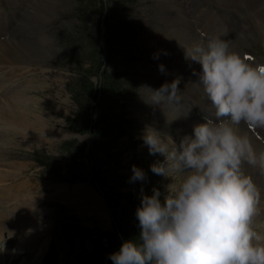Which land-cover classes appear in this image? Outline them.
<instances>
[{"label": "rangeland", "instance_id": "obj_1", "mask_svg": "<svg viewBox=\"0 0 264 264\" xmlns=\"http://www.w3.org/2000/svg\"><path fill=\"white\" fill-rule=\"evenodd\" d=\"M34 1L0 0L12 15L23 4ZM40 2L36 6L42 12H39L41 17L35 16L38 30L20 32V36L33 41L34 33L43 31L53 38L51 42L57 40V46H51L48 40L36 45L49 51L52 59L48 60L42 55L31 58L24 54L23 61H35L32 67L40 64L38 61L49 63V68L46 67L49 72L42 74L39 67L44 64H40L32 72L35 80L33 75L29 78V73L18 74L21 84L28 78L34 80L30 85L36 87L30 91L31 104L35 105L36 116L40 115L46 124L33 125L29 137H16L15 143H21L17 146L9 143L8 146L15 147L2 157L6 164L0 171L12 176L3 180L0 187L13 189L6 192L0 189V199L14 201L16 208L10 215L0 214L2 220L6 219L0 224L11 228L17 236L8 232L1 235L4 240L0 238V264H112L109 254L122 242L138 237L141 229L136 210L142 197L153 193L152 190L147 194L146 189L136 187L133 166L144 173L153 164L165 162L162 154L152 155L149 149L142 150L146 144L139 138L143 131L152 129L134 116V106L141 95L136 96L138 91L155 92V88L149 89L148 82L144 84V73L161 78L162 72L155 73L153 65L142 62L148 57L158 60L154 58L158 55L154 47L145 50L133 47L136 26L131 19L135 16L141 25L144 21L157 20L158 9L153 0H74L71 10L54 13V7L52 11L48 7L60 0ZM210 2L217 4V9L218 5L223 6L218 0H207L200 11L207 6L216 13L208 5ZM197 4L196 0L194 11H198ZM246 6L245 10H258ZM219 11L222 14L223 9ZM257 15L255 12L259 26ZM253 25H249L253 32L234 30L232 36L244 52L252 53L264 63V38L254 21ZM26 70L30 71L29 65ZM5 79L0 77V85ZM65 120H68L66 128ZM39 130L44 136L40 137ZM159 137L166 143L165 137ZM9 138L11 135L0 133L3 153L7 150L5 139ZM175 148L174 144L168 145L169 152ZM134 153L140 156L133 158ZM160 179L163 180L162 175L156 176L152 183L158 186ZM159 188L155 189L160 191ZM22 195L32 197L35 215L24 211L27 206L19 203ZM261 199L263 202L264 195L258 204ZM262 212L254 217L253 224L259 222L258 227L264 223ZM15 213L17 217L22 214L25 217L16 222ZM257 230L254 229L259 235Z\"/></svg>", "mask_w": 264, "mask_h": 264}, {"label": "clouds", "instance_id": "obj_2", "mask_svg": "<svg viewBox=\"0 0 264 264\" xmlns=\"http://www.w3.org/2000/svg\"><path fill=\"white\" fill-rule=\"evenodd\" d=\"M201 35L204 42L184 49L185 58L201 65L199 82L212 114L204 113L193 135L171 152L155 129L145 131L149 153L165 157L151 171L166 177L170 169L188 174L163 203L157 189L142 197L136 210L141 231L109 254L112 264H264V245L254 243L261 238L253 229L260 192L242 169L245 161L264 168V153L257 157L242 134L244 128L264 131V64L249 63L233 51L232 41L223 38L227 30ZM159 70L163 73L164 66ZM161 90L179 100L178 83L155 92ZM144 178L133 166V181Z\"/></svg>", "mask_w": 264, "mask_h": 264}, {"label": "bare ground", "instance_id": "obj_3", "mask_svg": "<svg viewBox=\"0 0 264 264\" xmlns=\"http://www.w3.org/2000/svg\"><path fill=\"white\" fill-rule=\"evenodd\" d=\"M40 1L41 0L36 1L35 4H33L32 6L28 5L26 14L27 15L32 14V11L35 9L36 4L41 3ZM60 1L61 2L58 3H52L51 5H49V7L47 6L49 8V11L50 10L52 11L54 7L55 10L52 12L55 13L61 11L64 13L66 10H71V8L73 7L72 2H74V0H60ZM140 1H144V0H140ZM153 1L156 2L157 9L161 10L160 16L157 19L158 23L160 24V27H157L148 21H144V23H142L141 21L142 23L141 25L137 21L136 17L133 16L131 22L136 26L135 35L133 36L134 37L133 41L135 42V45H133V47L138 46L137 48L141 50H145L149 46L154 47V49L159 46L160 49H162V51L164 49H170L171 50L170 55H174L175 56L174 60L176 59V62H174L173 66L170 67L167 66L166 68H164L165 71H167V73H169L170 75L173 74L180 77V75L185 74L184 66H187L186 63H190L191 61L185 58L184 49H189L192 46H194L196 43H198V41H200L199 31L202 30L199 29L202 27V25L204 26L208 25L210 28L215 29L214 31H217L220 27H223L230 34V30L232 28H236L238 26L239 28H243V21L245 18V15H243V13H245V7H247L246 5L254 6L255 9L256 8L258 9L255 12L258 13L257 15L259 17L258 24L264 35V0H235V1L218 0L220 4L227 7V9L228 8L230 9V10H226L225 15H223L222 18H218L216 16V13L207 6H205V8L201 11L200 10L194 11L192 7L195 6L196 0H153ZM35 13L37 15V11H35ZM48 13L50 14V12ZM1 19L2 18L0 17V22ZM16 20L17 22L13 31L5 28L6 34L10 35V31H12V34L16 35L17 34L16 30L20 31V26H21V30L24 29L25 23L23 24L22 22L23 19L17 18ZM36 30H38V28ZM0 32H4V26H2V24H0ZM42 37L48 41L50 39H53L50 38L49 35H42ZM24 41L25 40L15 41L13 39L10 40L9 38H5V40L0 41V68L6 66V69L8 70L10 69V72H12L13 69H18V66L14 65V63L17 64V62L23 61L24 54L28 56L31 55V58L36 57L37 54V57L42 55L46 60L52 59L51 58L52 55H49L50 53L48 50H42V48L37 47L35 42L32 41L24 42ZM43 44L45 43L43 42ZM48 44L56 47L57 40H55V42L50 41V43ZM26 45H29V47H26ZM236 46H237L236 43H234L233 48H236ZM174 52L179 53V58L177 55L173 54ZM23 68L27 69L28 65H23ZM46 69L47 68H45V70ZM15 81L16 80L14 78L10 77L5 79V81L0 85V91H3L5 89L7 93L8 92L10 93V94L0 93V133L4 135L6 134L11 135V138L7 140L5 139V143H6L5 145H7L6 146L7 150L4 151V153L9 152L10 151L9 149L13 148L12 146H8V144L13 142L15 143L14 140L16 137L21 136L26 138L29 134H32L31 132L33 131V125L44 127V125L46 124V121L43 120V118H41L40 115L36 116L35 105L31 104L32 96L30 94V91L35 90L34 88L36 87H31L30 85H28L24 88H19L16 91H14L11 90L10 88ZM149 91L151 92L149 93ZM149 91L147 90H144L143 92L138 91L136 95L139 96L141 94L139 98H137L138 100L134 106L135 108L134 116L138 120V122L145 124L146 127L151 126L150 128L153 129H156V124H159L160 127L162 128L165 127L167 131H173L172 134H175L174 138L177 141H180L178 137V134L180 133L184 135L181 137V140L185 136L193 135V128L195 126V121L191 118L192 115L181 113L175 107H165L164 104H166L167 101L162 99L160 93L153 92L152 89ZM157 98L160 100V103L157 106L154 104L153 107L151 104L152 99L154 101ZM201 102L207 106H211V104L208 103L207 101H201ZM39 107L41 108V106ZM151 108H153V110ZM31 119H34V121H31ZM170 123H174V127H170ZM67 124H68V120L67 121L65 120L64 121L65 128L68 126ZM145 131H143L141 137L139 138L143 141H144L143 137ZM38 134L40 135V137L41 135L44 136L43 131L41 132L39 130ZM242 134H245L249 137L253 145L255 154L257 157H259L262 154L259 149V143L256 140H254L248 129L246 128L242 129ZM64 140H66V138L63 139V141ZM147 149H148L147 145L142 146V150L145 151ZM138 156H140L138 153L133 154V158L134 157L136 158ZM2 159L3 158L0 156V166L6 164L2 162ZM242 169L244 171V174L250 177L254 182V184L257 186L260 192V196H263L264 168L260 167L259 164L253 165L245 161L242 164ZM174 171L175 170L170 169L168 171V175H169L168 177L162 175L163 180L160 179L161 181L158 183V186H156L152 183V180L156 176L158 177L161 175H156L151 170H147L144 172L147 174L145 178L143 180H137L136 187L146 189L147 194L152 192L153 189L160 187L159 189H161L160 193L162 196L161 202L163 203L164 196L166 194H174L176 191H178L181 183L188 174L186 172H181V171H177L178 173L177 172L174 173ZM11 176L12 174L10 173H5L4 171H0V181H3L7 178L10 179ZM168 183L170 184L168 185ZM261 204L264 207V203H262V199H261ZM258 215H262V214L257 213L256 216ZM257 225H259V222L253 224V229H259L262 225H264V223H261L260 227H258ZM5 232H8L11 236H17V233H15V231H13L11 228L7 227L5 224H0V236L3 235ZM2 237L3 236H1L0 238L2 239ZM254 243L258 245H264V237H262L258 241H254ZM26 254H28L27 251Z\"/></svg>", "mask_w": 264, "mask_h": 264}, {"label": "snow or ice", "instance_id": "obj_4", "mask_svg": "<svg viewBox=\"0 0 264 264\" xmlns=\"http://www.w3.org/2000/svg\"><path fill=\"white\" fill-rule=\"evenodd\" d=\"M248 59H251L250 57H247Z\"/></svg>", "mask_w": 264, "mask_h": 264}, {"label": "trees", "instance_id": "obj_5", "mask_svg": "<svg viewBox=\"0 0 264 264\" xmlns=\"http://www.w3.org/2000/svg\"><path fill=\"white\" fill-rule=\"evenodd\" d=\"M109 264H111V262Z\"/></svg>", "mask_w": 264, "mask_h": 264}]
</instances>
